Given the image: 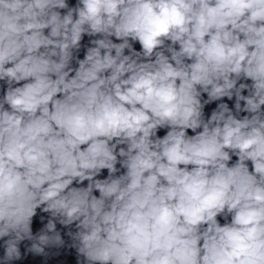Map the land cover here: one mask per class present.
<instances>
[{
    "label": "clouds",
    "instance_id": "1",
    "mask_svg": "<svg viewBox=\"0 0 264 264\" xmlns=\"http://www.w3.org/2000/svg\"><path fill=\"white\" fill-rule=\"evenodd\" d=\"M0 264H264V0H0Z\"/></svg>",
    "mask_w": 264,
    "mask_h": 264
}]
</instances>
